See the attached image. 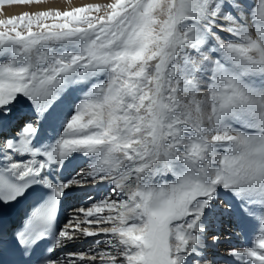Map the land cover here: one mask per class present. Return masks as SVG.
Returning <instances> with one entry per match:
<instances>
[{"label":"snow or ice","instance_id":"obj_1","mask_svg":"<svg viewBox=\"0 0 264 264\" xmlns=\"http://www.w3.org/2000/svg\"><path fill=\"white\" fill-rule=\"evenodd\" d=\"M0 264H264V0L0 19Z\"/></svg>","mask_w":264,"mask_h":264},{"label":"rangeland","instance_id":"obj_2","mask_svg":"<svg viewBox=\"0 0 264 264\" xmlns=\"http://www.w3.org/2000/svg\"><path fill=\"white\" fill-rule=\"evenodd\" d=\"M109 2L110 0H47V3L41 5H5L3 8H0V19H7L24 12H35L47 8H59L60 10H68L72 7L83 6L86 4L104 5ZM101 245L102 246L100 247H103V244ZM218 249H220V247ZM215 252L216 254L220 253L218 251Z\"/></svg>","mask_w":264,"mask_h":264},{"label":"bare ground","instance_id":"obj_3","mask_svg":"<svg viewBox=\"0 0 264 264\" xmlns=\"http://www.w3.org/2000/svg\"><path fill=\"white\" fill-rule=\"evenodd\" d=\"M70 172L72 171L71 169L69 170ZM67 175V173H66ZM74 175V173H73ZM98 188L99 186H86L85 188L83 189H77L75 191V195H73L75 198H77L78 202H83V200H87L88 198L85 196V193L87 192H91L93 194V196L96 195L97 191H98ZM80 198H78V197ZM83 203H77L76 205L73 204V202L71 201H67L65 203V209H66V214H68L67 216H72L74 214L73 210L74 208L76 207H83ZM240 238H241V235H233L230 239H224L222 238V242H221V246H220V249H216L215 251H218V252H222V254L220 256H218V254H216V258L218 261H221L224 259L225 257V252H226V249H229V248H238V246L240 245ZM99 239V237H93V238H86V239H83L81 240L82 243H88L90 242V245L91 243H93V241ZM86 240V241H85ZM95 244V243H93ZM229 245V246H228ZM102 246V245H101Z\"/></svg>","mask_w":264,"mask_h":264}]
</instances>
